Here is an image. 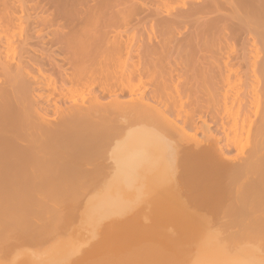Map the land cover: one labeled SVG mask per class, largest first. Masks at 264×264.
I'll return each instance as SVG.
<instances>
[{
  "label": "bare ground",
  "instance_id": "6f19581e",
  "mask_svg": "<svg viewBox=\"0 0 264 264\" xmlns=\"http://www.w3.org/2000/svg\"><path fill=\"white\" fill-rule=\"evenodd\" d=\"M84 1L0 0V264H264V0Z\"/></svg>",
  "mask_w": 264,
  "mask_h": 264
},
{
  "label": "rangeland",
  "instance_id": "374dc122",
  "mask_svg": "<svg viewBox=\"0 0 264 264\" xmlns=\"http://www.w3.org/2000/svg\"><path fill=\"white\" fill-rule=\"evenodd\" d=\"M38 1H40L39 4L42 3L41 0H36V2L32 0V2L30 1L31 3H30L29 0H28L30 6H33V4L35 5V3L38 4ZM93 1H95V0H86V2H88V3H86L85 1H84V2L86 3V6H88V4L92 5V4L94 3ZM100 1H101V0H100ZM104 1H105V0H104ZM106 1H108V0H106ZM110 1L112 2V0H110ZM110 1H108L109 4H111ZM116 1H117V0H115L114 2L116 3ZM84 2H83L82 4L85 5ZM90 2H91V3H90ZM114 2L111 4V6L109 5V6L112 8V9H111V12H110V9H109L110 7H109V6H108L109 8H108V7L105 8L106 10L109 9V10H107L108 12H105L106 10L103 9L102 7L100 8V6L97 7V11H98V10L101 11V13H100L99 15H97V16L99 17V19H100L98 22L96 21L98 24H101V23L104 22V20H102L103 22H100V21H101V18L104 17L103 19H105V17H106L109 13H112V12H113L112 10H114L113 8H115L114 6L116 5ZM100 3H101V2H100ZM128 3H130V2H128ZM128 3H126V4L129 6ZM102 4H103V3H102ZM38 6H39V8L42 7V5H37V7H38ZM102 6H103V5H102ZM105 6H107V5H105ZM112 6H113V7H112ZM117 6H118V5H117ZM34 7H36V6H34ZM37 7L35 8V10H38ZM79 7H80V6H79ZM118 7H121V6H118ZM33 9H34V8H33ZM33 9H32V10H33ZM40 9H41V8H40ZM40 9H39V10H40ZM35 10H33V11H35ZM102 10H105V11L102 12ZM115 10H116V9H115ZM115 10H114V11H115ZM97 11H96V12H97ZM104 12H105L106 14H105ZM97 13H99V12H97ZM107 13H108V14H107ZM101 14H102V15L104 14V16H102ZM109 15L111 16V14H109ZM109 15H108V16H109ZM39 16H41V14H40ZM97 16H96V17H97ZM108 16H107V17H108ZM110 16H109V17H110ZM96 17H95V18H96ZM98 17H97V19H98ZM109 17H108V18H109ZM106 19H107V18H106ZM106 19H105V20H106ZM54 21H56V20L54 19L53 22H54ZM61 21H62V20H61ZM53 22H52V23H53ZM129 24H130V23H129ZM129 24H128V27H126L127 24H125L124 26L126 27V29H124V27H123V29H124V30H129V34H128L129 37H130V38H129V42H130V39L133 37V38H134L133 40L135 41L134 44L137 46V45H138V42H137L138 39L135 40V39L137 38V37H135V36H137L138 33H141V30H140L141 28H140V27H136V28H135V26H133L135 29L133 28V29L131 30L130 28H132V26H131V25L129 26ZM70 26L72 27L73 25L70 24ZM52 29H54V27H52ZM52 29H51V30H52ZM136 29H138V30H136ZM130 30H131L132 32H131ZM137 32H138V33H137ZM128 35H127V36H128ZM127 36H126V34H124V38H126ZM133 40L131 39V41H133ZM131 43H132V42H131ZM135 45L133 46V49H132L134 53L136 52V51H135V50H136ZM137 47H138V46H137ZM134 49H135V50H134ZM132 55H133V53H132ZM135 55L138 56V58H139V55H138V54L135 53ZM135 55H134V56H135ZM136 56H135V57H136ZM131 58H133L134 61H132V59H130V60H131L132 62H135L136 59H135L133 56H132ZM138 58H137V59H138ZM132 62H131V65H132L131 67H133V63H132ZM136 62H137V60H136ZM136 62H135V63H136ZM129 63H130V62H129ZM129 63H128V64H129ZM135 63H134V64H135ZM138 63H139V62H137V65L140 64V63H139V64H138ZM137 65L134 66V67L137 68V67H138ZM129 67H130V66L128 65V67L125 68V69L127 70ZM129 69H132V68H129ZM133 69H135V68H133ZM45 77H46L47 80L49 79V75H48V73L45 74ZM51 78H52V77H51ZM44 83L47 84V82H45V81H44ZM94 85H95V84H94ZM44 86H45V85H43V88H42L41 91H42V94L44 93L43 96H46V97H45L46 99H45V103H44V101H43V103H42V107L44 108V107H46V105H47V106H50L51 104L53 105V104H54L53 102L58 103V105H60L59 113L57 112V113H55V114H54V112H55L54 110H55V106H56L57 104H55L54 106L51 105L52 110H51L50 112L48 111L49 113L47 112V116H48V118H46V120H47L48 122H50V123H57V122H55V121H59V120H60V119H59V116L62 115L61 109H62V111H63L64 109H67V108H68L67 106H68L69 104H67V102H65V100H64L63 98L60 100V103H61V104H59L58 96L56 97V95H53V94L50 95V94L47 92L46 87H44ZM95 86H97V84H96ZM95 86H91V87L86 88V89H84V90H82V91H81V90H78V92H77L76 94L74 93L73 96H70V97H72V98H76V97H77L76 99H78V100H76L77 102L75 103V104L77 105V106H75L76 109H77V107L79 106V107H80L79 109L81 110L82 107L85 108V106H86L87 109H84L85 111L82 109L83 112H86V111L88 110L89 103H91V102H88V101H89V99H90V101L93 102V100H94L93 97H98L99 99L102 100V101L100 100V102H103L104 105L106 104V107H110L109 105H110L111 103L108 102L107 100H109L110 98L113 99V97L115 96V94H114L115 91H114V92L111 91L110 93H108L107 95L111 96L110 98H108L109 96L106 97V95H101L103 92L98 88V86H97L96 88H95ZM90 88H92V89L90 90ZM44 89H45L46 91H45ZM95 89H96V90H95ZM43 90H44V91H43ZM41 91H40V92H41ZM79 91H80V92H79ZM90 92H91V93H90ZM94 92H95V93H94ZM87 93H88V95H87ZM116 93H117V91H116ZM124 95H125V94H124ZM48 96H49V97H48ZM51 96H52V97H51ZM81 96H82V97H81ZM70 97H69V98H70ZM87 97H88V98H87ZM91 97H92V98H91ZM104 97H105L106 99H105ZM55 99H56L58 102H56ZM84 99H85V100H84ZM48 100H49V101H48ZM80 100H81V101H80ZM82 100H83V101H82ZM110 100H111V99H110ZM84 101H86V102H84ZM105 101L108 102V103H105ZM63 102H64V103H63ZM81 102H82V104H81ZM87 102H88V103H87ZM83 103H84V104H83ZM38 104H39V105H38ZM44 104H45V106H43ZM49 104H50V105H49ZM75 104H73V105H75ZM80 104H81V106H80ZM108 104H109V105H108ZM35 105H36V107H37V106H39V107L41 106L39 102H37V103L35 102ZM64 105H65L66 107H65ZM91 105H92V104H91ZM62 106L65 107V108H63ZM87 106H88V107H87ZM53 107H54V108H53ZM61 107H62V108H61ZM70 107H71V105H70ZM75 107H74V108H75ZM53 109H54V110H53ZM51 112H52V113H51ZM63 112H64V111H63ZM51 117H53V118H51ZM49 118H51L52 121H51V119H49ZM60 118H61V117H60ZM48 119H49V120H48ZM212 129H213V127H212ZM246 143H247V142H246ZM246 143H245V140H244V139H243V141L240 143V145L242 144L241 146H243V148H241V149H244V154H245V152L248 150L247 148L250 147V143H249V144H246ZM243 144H244V145H243ZM247 146H248V147H247ZM245 149H246V150H245ZM239 152H240V151H239ZM103 154H104L103 156H98V158L100 157L99 159H97L98 162H99V163L101 162V164L104 163V164H103L104 166H110V163H109V161H108L107 158H106V154H105V153H103ZM240 154H241V152L238 153L237 156H238V157H242L243 150H242V154H241V155H240ZM101 160H102V161H101Z\"/></svg>",
  "mask_w": 264,
  "mask_h": 264
}]
</instances>
